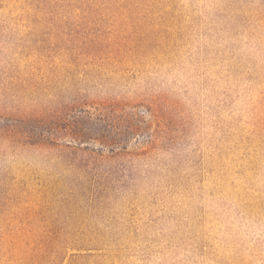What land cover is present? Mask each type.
Instances as JSON below:
<instances>
[{"label":"rangeland","instance_id":"374dc122","mask_svg":"<svg viewBox=\"0 0 264 264\" xmlns=\"http://www.w3.org/2000/svg\"><path fill=\"white\" fill-rule=\"evenodd\" d=\"M0 264H264V0H0Z\"/></svg>","mask_w":264,"mask_h":264}]
</instances>
